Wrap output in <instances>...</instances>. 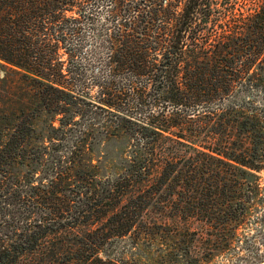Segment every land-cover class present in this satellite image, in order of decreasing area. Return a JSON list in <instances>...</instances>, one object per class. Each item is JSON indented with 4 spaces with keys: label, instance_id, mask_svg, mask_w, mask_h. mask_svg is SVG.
Masks as SVG:
<instances>
[{
    "label": "trees",
    "instance_id": "obj_1",
    "mask_svg": "<svg viewBox=\"0 0 264 264\" xmlns=\"http://www.w3.org/2000/svg\"><path fill=\"white\" fill-rule=\"evenodd\" d=\"M1 72L0 264H169L247 243L264 0H0Z\"/></svg>",
    "mask_w": 264,
    "mask_h": 264
},
{
    "label": "rangeland",
    "instance_id": "obj_2",
    "mask_svg": "<svg viewBox=\"0 0 264 264\" xmlns=\"http://www.w3.org/2000/svg\"><path fill=\"white\" fill-rule=\"evenodd\" d=\"M0 75L3 77L5 74L1 72ZM256 96L255 102L260 107L264 108V92L258 93ZM260 176V183L264 188V172L261 173ZM248 216L244 229L240 230L241 236L245 235L248 237L247 243L245 242V239L242 238V240L235 245V251L231 256H194V259L190 262L179 257V260L181 261L170 262L169 264H264V204L259 207L258 210L252 208ZM262 218L263 220H260ZM123 246L124 244L121 245V247ZM246 246L248 249L242 248H245ZM125 256L130 259V256L136 255L129 254ZM143 257L144 259H141L140 264H156L158 260L162 261L161 264H168L163 262V256L143 255ZM147 257L153 258L151 262H149Z\"/></svg>",
    "mask_w": 264,
    "mask_h": 264
}]
</instances>
